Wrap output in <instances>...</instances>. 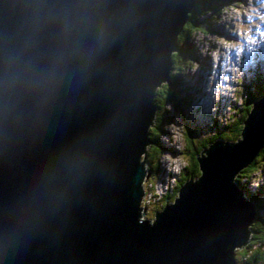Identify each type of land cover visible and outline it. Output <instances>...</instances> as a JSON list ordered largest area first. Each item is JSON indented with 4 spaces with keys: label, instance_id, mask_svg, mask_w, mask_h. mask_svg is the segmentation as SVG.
<instances>
[{
    "label": "water",
    "instance_id": "1",
    "mask_svg": "<svg viewBox=\"0 0 264 264\" xmlns=\"http://www.w3.org/2000/svg\"><path fill=\"white\" fill-rule=\"evenodd\" d=\"M192 5L0 0V264H236L256 206L234 179L263 144L264 91L235 143L212 140L139 219L155 88Z\"/></svg>",
    "mask_w": 264,
    "mask_h": 264
},
{
    "label": "rangeland",
    "instance_id": "2",
    "mask_svg": "<svg viewBox=\"0 0 264 264\" xmlns=\"http://www.w3.org/2000/svg\"><path fill=\"white\" fill-rule=\"evenodd\" d=\"M224 1L226 3L218 8V11H221L219 14H209L206 16V18L212 17L210 25L207 26V31L200 30L193 34L191 38L193 47L190 53L188 52L190 57L184 54L183 42L182 46H179V43L173 38L170 45L171 47H176L179 52L177 55L178 69L176 61L174 63L172 75L180 72L181 75L178 78V82L182 84V86L176 84V87H171V89H175L176 94L180 97H186V94L191 95V104L195 102L193 104L195 105L196 102L200 101V94L202 91L211 96L208 93L210 92V86L204 80L207 70H211V73L214 75L221 69L222 65L223 72L230 74V77H224L229 82L233 80V85L235 87L233 93L220 90L219 86L224 87V85L218 83V91H212L216 101H210V97H208L209 99L206 103H209V101L210 103L206 104L203 102V111L205 112H200L201 117L198 119L200 124L199 127L206 128L205 122L201 120L202 114H206V123L209 125V130L208 132L204 131V133H201L200 139H203L204 136H214L215 132L218 131V129H215L213 121H211V117H213L214 114L218 115L217 120L219 124H216L217 126H223V122L226 124L233 120L235 121L236 118L241 115L239 104L243 102L244 97H247V94H243L245 86L252 79L251 85H247L246 88L248 89L256 86V82L260 79L257 75L264 77V16L261 17V14H264V0ZM192 3L195 4L196 2L189 0L188 8ZM231 47H233L232 55L228 58L226 50ZM220 55L222 58L218 63ZM210 64H217V66L211 67ZM230 70L232 72H230ZM212 77L211 75V78ZM198 79L203 81L202 85L206 87L208 92L205 88H200L201 84ZM257 89L260 90L262 88ZM263 91L262 89L259 93ZM221 94H225V96H221ZM256 95L257 94L252 97ZM201 99L204 101L203 98ZM231 104H233V107L229 110L228 106ZM193 117V115H189L190 122H193ZM227 118H229V120H227ZM234 125L235 123L224 131L234 133ZM186 127H190L187 122L183 123L181 120L176 119L173 125L165 127L168 130V134L163 133L159 135L160 143L165 147H169L171 151L179 150L180 148H182L183 151L187 143L186 135L183 133V131H186ZM231 139H233V137ZM198 140L199 139H196V142ZM194 144L189 143L188 148L191 150ZM158 163L160 173L154 174L150 172L148 179L142 184L143 188H149L150 190L149 183L156 182V192L161 193L160 199L154 203L148 204L146 210L147 216L153 215L152 213L155 212V208H160L161 203L163 205V193L166 186L168 189L172 186V191H174L176 189L175 185L177 186L184 177L189 175V169H183L185 166L189 168L188 157L182 152L173 154L170 153L167 148L161 150ZM262 163L264 164V161ZM260 166H257L253 170L250 178L245 177L243 182L250 190L256 186L263 191L261 199L264 201V166ZM259 213L260 215H264V210H261ZM236 258L237 260L240 258L238 253L236 254Z\"/></svg>",
    "mask_w": 264,
    "mask_h": 264
},
{
    "label": "trees",
    "instance_id": "3",
    "mask_svg": "<svg viewBox=\"0 0 264 264\" xmlns=\"http://www.w3.org/2000/svg\"><path fill=\"white\" fill-rule=\"evenodd\" d=\"M225 3L226 2L224 0H196L195 5L186 15L185 23L181 28H179L176 35V41L179 43V46H182V42L184 43V54L188 55V52L190 53L191 48L193 47L191 43L192 40L191 38L193 37V34L196 31H200V30L207 31V26L210 25L212 17L206 18V16H208L209 14H219L221 11H218V8H220V6ZM178 53H179L178 51L171 52L172 72L174 70V63L176 61H177V69H178V59H177ZM180 75L181 73L179 72L171 76L170 83L172 84V88H175L176 84L182 86V84L178 82V78L180 77ZM257 76H259L260 79L258 80V82H256V86L250 87L248 89L246 88L247 85H251V81L253 79L250 80V82L245 86V91L243 94H247V97H244L243 102L250 99L253 95L258 94L262 89L264 90V77H262L261 75H257ZM257 88H262V89L259 90ZM191 101H192L191 95L186 94V97L178 96L176 94V90L171 89L168 82H164L162 86L155 91V95H154L155 115H154L153 125L149 128V137L152 140V144L146 147V154H145L146 157L144 159V166H146V169L149 172H153L154 174H159L160 167L158 163V157L160 155L161 150L167 148V150L173 154L178 152H182L183 154H186L188 157L189 168L185 166L183 169L184 170L189 169V175L187 177H184L180 181V183L178 184L175 190H177L179 186L182 183H184L186 180H190L199 175L198 159L203 155L202 150L206 149L207 145L212 140H214L217 137V139H223L228 142L235 143L237 131L242 129V124H238L241 115L237 117L235 121L233 120L232 122L226 124H224L223 122V126H217L216 124H219L217 120L218 115L214 114L213 117H211V121H213V125L215 129H218V131L215 132L214 136H204L203 139H200L201 133H204V131L208 132L209 125L206 123L207 117L205 115H202L201 120L205 122L206 128L199 127L200 124L198 122V119L201 117L200 112L204 110V107L202 105L193 106L194 102L191 104L190 103ZM199 102H202L201 98ZM232 107H229L230 110ZM240 113L242 114V111H240ZM189 114H192L194 116L193 122H190ZM197 115H199V118ZM176 119L181 120L183 123L187 122L190 126V127H186V131H183V133L186 135V140H187V143L185 144L186 147L184 148L183 151L182 148H180L179 150L171 151L169 147H165L163 144L160 143L159 140L160 134L163 133L168 134V130L165 127H167L168 125L169 126L173 125V122H175ZM227 120H229V118H227ZM233 123H235L234 133L230 131H224L225 129L231 127ZM232 137L233 139H231ZM196 139L199 140L196 142ZM189 143L194 144L191 150L188 148ZM263 161H264V138H263V144L258 150L255 157L246 166L242 167L237 172L234 179L237 185L243 189L246 197L249 200L253 201L256 206V214L250 226V229L252 231L250 235V241L244 247L236 249L235 251L236 264L264 263V245H263L264 217L258 213L259 204L261 207L264 208V205L262 204L263 201L258 199L256 195L253 194L250 195L246 190L245 184L243 182V179L245 177L250 178L251 173L257 166L260 165L264 166V164L262 163ZM150 188L151 190H149V188H145L144 192L146 195L150 196L149 201L154 203L159 198V194L156 192L155 189V182L150 184ZM166 197H168V201H170L169 198L172 196L166 195L164 197V201ZM159 209H162V207H160ZM159 209L156 208L157 211H159ZM145 215L146 213L144 215L142 213L141 216L145 217ZM152 217L153 216L148 217L146 219H151ZM237 253L240 256L238 260L236 258Z\"/></svg>",
    "mask_w": 264,
    "mask_h": 264
},
{
    "label": "clouds",
    "instance_id": "4",
    "mask_svg": "<svg viewBox=\"0 0 264 264\" xmlns=\"http://www.w3.org/2000/svg\"><path fill=\"white\" fill-rule=\"evenodd\" d=\"M176 35L177 34H175V36H174V40H176ZM175 49L173 50V51H178V49H176V47H174ZM172 66H171V69H170V71H169V81H168V84H169V86L170 87H172V84L170 83V78H171V76H172ZM198 81L200 82V84H201V86H200V88L201 87H203V88H205L206 89V87L205 86H203L202 84H203V81H201V80H199L198 79ZM164 82H167L166 80H164V81H162L161 82V84L160 85H158L156 88H155V91L159 88V87H161L162 86V84L164 83ZM206 91H207V89H206ZM208 92V91H207ZM211 96H209V95H207L206 93H204L203 91H202V93L200 94V98H203L204 99V101H202V102H196V104L195 105H193V106H197V105H202L203 104V102H207L208 101V97H210V101L211 100H213L214 102L216 101V99L214 98V95L212 94V93H210V92H208ZM210 101H209V103H210ZM195 103V102H194ZM209 103H206V104H209ZM232 105L233 104H231V105H229L228 106V108L229 107H232ZM203 106V105H202ZM229 110H230V108H229ZM203 112H205V111H203ZM189 115H191L192 116V114H189ZM203 115V114H202ZM206 115V114H205ZM198 116V118H199V115H197ZM194 118V117H193ZM200 119V118H199ZM242 127H243V124H242ZM145 169H146V166H145ZM146 171L148 172V170L146 169ZM148 179V178H147ZM180 183V182H179ZM143 184V183H142ZM142 184H141V187H142ZM150 184H151V182L149 183V187H150ZM183 184V183H182ZM181 184V185H182ZM175 185V184H174ZM180 185V186H181ZM178 186V185H177ZM176 185H175V187H177ZM179 186V187H180ZM155 187H156V182H155ZM245 188H246V190L248 191V193L250 194V195H256V197L258 198V199H260V200H262L261 199V195L263 194V191H261L258 187H256L255 186V188H253L252 190H250L248 187H246V185H245ZM142 189H143V193H142V196H141V199H140V216L142 215V213H143V215L146 213V210H147V206H148V204H151L152 202H150V201H147V195L145 194V192H144V189L145 188H143L142 187ZM150 190H151V188H150ZM173 190V188H172V186H170L169 187V189H168V187L166 186L165 187V191H164V196H163V198L166 196V195H169V196H172V197H170L169 198V200H172L174 197V192H175V190L174 191H172ZM177 190H179V188L177 189ZM246 196V195H245ZM160 197L161 196H159V198L158 199H160ZM157 199V200H158ZM156 200V201H157ZM263 201V200H262ZM168 202V197H166V199H165V201H164V199H163V204H165V203H167ZM262 204H264V201L262 202ZM160 207H163V205H162V203L160 204ZM259 209H258V213L262 210H264V208L263 207H261L260 206V204H259ZM159 209V208H158ZM157 210H156V208H155V212H156ZM159 211H161V209H159ZM159 211H157V212H159ZM154 212V213H155ZM256 214V213H255ZM260 214V213H259ZM151 216H153V215H151ZM151 216H147V215H145V217L144 216H141L139 219L140 220H149V221H153V217L151 218V219H146V218H148V217H151ZM261 216H263L264 217V215H261ZM253 220H254V218H253ZM253 222V221H252ZM252 224V223H251ZM251 224H250V226H251ZM250 226H249V230L251 231V229H250ZM252 232V231H251ZM251 235V234H250ZM249 239H250V237H249ZM250 241V240H249ZM263 245H264V240H263ZM244 247V246H243ZM242 248V247H241ZM237 249H239V248H237ZM235 251H236V249H235ZM264 264V263H263Z\"/></svg>",
    "mask_w": 264,
    "mask_h": 264
},
{
    "label": "bare ground",
    "instance_id": "5",
    "mask_svg": "<svg viewBox=\"0 0 264 264\" xmlns=\"http://www.w3.org/2000/svg\"><path fill=\"white\" fill-rule=\"evenodd\" d=\"M195 5V4H194ZM194 5H192V6H194ZM262 13V12H261ZM264 16V14H261V17H263ZM247 20V19H246ZM249 20V19H248ZM179 28H180V25H179ZM179 28H178V30H179ZM178 30H177V32H178ZM176 32V33H177ZM229 72V71H228ZM230 72H232L231 70H230ZM229 72V73H230ZM223 76H225V77H230V74H226L225 72H223Z\"/></svg>",
    "mask_w": 264,
    "mask_h": 264
},
{
    "label": "built area",
    "instance_id": "6",
    "mask_svg": "<svg viewBox=\"0 0 264 264\" xmlns=\"http://www.w3.org/2000/svg\"><path fill=\"white\" fill-rule=\"evenodd\" d=\"M157 193H158V194H159V196H160V194H161V193H160V192H157ZM149 197H150V196H149V195H147V201H149Z\"/></svg>",
    "mask_w": 264,
    "mask_h": 264
}]
</instances>
